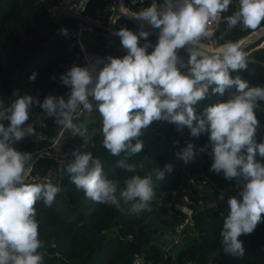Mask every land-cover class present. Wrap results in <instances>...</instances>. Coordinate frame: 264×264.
Segmentation results:
<instances>
[{"label": "clouds", "instance_id": "1", "mask_svg": "<svg viewBox=\"0 0 264 264\" xmlns=\"http://www.w3.org/2000/svg\"><path fill=\"white\" fill-rule=\"evenodd\" d=\"M232 4L233 0L154 2L134 14L159 30L150 53L149 31L121 28L116 35L127 54L92 58L86 66H72L60 76L62 85L70 89L67 99L49 95L41 102L32 95H20L18 89L9 104L0 99V264H44L45 244L40 239L36 204L42 201L50 207L63 190L50 180L26 182L33 155L13 147L36 135L33 124L25 126L34 105L58 127L79 136L84 145L99 132L111 156L123 154L116 167L133 173L123 187L107 176L104 162L90 151L74 149V159L65 171L87 199L137 216L152 211L156 183L173 171L172 164H165L143 176L135 174L144 163L129 161L144 149L143 130L154 121H167L175 124L177 131L186 126L191 137L206 134L213 160L210 170L242 183L239 198L232 196L227 201L230 212L220 231V246L234 258L244 257L239 237L253 233L264 222V163L256 160L257 153L264 158V142H255L259 127L256 110L264 101V87H250L239 75H230L248 68L247 54L238 43L225 41L214 51L208 49L217 44L214 26L222 20L228 29L240 25L253 32L264 31V0H237L236 9L224 16ZM60 32L68 34L64 28ZM141 38L146 41L143 46ZM179 50L188 52L187 61L179 56ZM36 75L32 73L29 80L34 81ZM213 85V94L223 95L233 87L236 92L197 115L195 106ZM93 112L99 115L100 127L90 130ZM176 157L185 164L193 160V144L187 143Z\"/></svg>", "mask_w": 264, "mask_h": 264}, {"label": "trees", "instance_id": "2", "mask_svg": "<svg viewBox=\"0 0 264 264\" xmlns=\"http://www.w3.org/2000/svg\"><path fill=\"white\" fill-rule=\"evenodd\" d=\"M235 1L237 0H233L227 14L233 11ZM158 2L163 3V0ZM101 7V1L88 0L86 10L89 14H94ZM121 22L123 28L136 33L140 31L126 20ZM73 24L72 19L53 12L48 0H0V99L5 104L15 99L12 93L17 89L20 95H32L41 102L49 95L67 99L70 89L62 85L60 76L74 65L82 66L80 54L66 39L55 37L53 33L56 29ZM249 32L251 31L239 28L227 30L220 25L213 40L217 41L215 46L225 41L236 42ZM157 41L158 38L150 34L147 42L156 44ZM145 42L141 38L140 46ZM209 49L215 50L213 47ZM153 50L150 47L148 52ZM242 50L247 54L248 68L233 71L230 75L233 78L239 75L250 87H264V37ZM179 54L188 55V52L179 50ZM34 72L37 74L36 78L30 81L29 77ZM212 87L215 85L210 86L207 97L195 106L197 115L208 106L226 101L236 92L233 87L226 89L223 95L213 94ZM256 115L259 127L255 142L259 144L264 142V101L260 102ZM7 123L5 122L6 125ZM27 124L50 133L53 121L40 107L34 105L25 126ZM140 138L144 142V149L129 162L143 161L144 168L138 169L135 174L143 176L155 168L163 169L165 164L173 165V171L156 183V195L151 202L152 211L137 216L87 199L83 190L77 189L70 182L65 166L57 171L53 182L63 189L54 203L50 207L45 206L42 201L36 204L40 239L45 244L42 249L44 264H133L135 253L142 254L151 264H209L210 258L211 264H264V222L258 224L253 233L239 237L245 248L244 257L234 258L222 251L220 231L230 212L227 202L220 203L216 208L206 204L197 207L193 214L194 234L182 238L174 253L163 249L164 242L155 237L146 215L161 223L166 222L165 216L173 208L168 205L171 191L182 182L183 169L196 168L202 159L200 149L204 148L203 136L191 137L186 126L182 131H177L175 124L154 121L143 130ZM185 139H196L193 145L195 157L187 164L176 157V153L185 147ZM15 144L20 152L34 151V142L28 136L14 143L13 147ZM79 149L82 152L90 151L94 158H100L104 162L105 173L110 179L116 180L119 187H123L125 179L133 175L116 167L123 154L119 157L111 156L103 147L99 133ZM68 158V163L74 159L72 152ZM256 160L264 163V158L258 153ZM213 181L228 188V199L238 197L239 191L232 189V179H225L219 173ZM213 196V187L208 186L200 193H195L193 198L208 201ZM174 235V230L169 232L170 239H174ZM213 252L218 255L211 256Z\"/></svg>", "mask_w": 264, "mask_h": 264}, {"label": "built area", "instance_id": "3", "mask_svg": "<svg viewBox=\"0 0 264 264\" xmlns=\"http://www.w3.org/2000/svg\"><path fill=\"white\" fill-rule=\"evenodd\" d=\"M48 1L51 2V9L53 12L74 21L72 26L64 28L68 30L67 35L61 34L60 29L62 28L56 29L53 35L55 37H62L66 39L71 47L77 49L80 54V63L82 66H86L92 58L98 57L97 53L88 42L92 37H97L102 40V50L106 56H109L112 53L113 37H118L116 33L123 28L121 18L116 11L114 0H99L102 2V7L94 14H89L86 10L88 0ZM154 2L162 4L158 2V0H119L118 3L122 11H129L135 14L140 10L149 7ZM236 7L237 1L234 3L233 11ZM231 13H225L224 16L230 15ZM220 25H223L227 30L236 28L243 29L240 25H237L235 28L228 29L227 24L222 20L218 25L214 26L216 30ZM118 39L120 41L119 37ZM151 45L154 48L155 44ZM120 49L125 55L127 54L126 50L122 47L121 42ZM179 56L184 61H187L188 59V55L179 54ZM182 71H186V69H182ZM52 121L53 126L50 133L43 131L41 128H37L36 135L28 137H30L34 142V151L32 152V155L36 154V159L51 156L54 161V169L45 173L31 174L30 166L25 175L26 181L38 183L50 180L53 183L57 176V171L65 167L69 161V153L66 150V142L67 139L73 137V135L71 132L58 127L53 118ZM195 140L196 139H185L183 140V144L185 147L189 142L194 145ZM202 141V145L205 148V151L201 153L202 159L212 158L209 155L211 145L209 143L208 136L206 138H202ZM14 148L18 150V145L15 144ZM182 162L185 164L183 160ZM208 186H212L214 190V196L210 198L213 199L212 207L216 208L220 203L228 201V188L215 183L209 176L205 175L201 171L195 170V168L187 167L183 169L182 182L176 189L171 191V195H178L181 198L180 201L175 203L172 208L174 214L178 218L174 227L175 235L173 239L176 245L181 242V239L186 232L194 231V211L197 207H203L210 199L205 201L202 198L194 199L193 196L195 193H200L202 189ZM231 186L233 190L240 191L242 183L234 178L232 179ZM219 193H223V197L220 200L216 198ZM133 264L151 263L145 260L142 254L135 253L133 257Z\"/></svg>", "mask_w": 264, "mask_h": 264}, {"label": "rangeland", "instance_id": "4", "mask_svg": "<svg viewBox=\"0 0 264 264\" xmlns=\"http://www.w3.org/2000/svg\"><path fill=\"white\" fill-rule=\"evenodd\" d=\"M253 32V31H251ZM251 32H249L247 35L242 36L239 40H237L235 43L241 42L243 41ZM205 44H209L210 42H206L204 41ZM218 46V45H217ZM217 46H213V48L215 49V47ZM211 50V49H209ZM98 115V113H96ZM99 116V115H98ZM97 124V123H96ZM99 133V132H97ZM203 138H206L207 135L206 134H202ZM213 163L212 158L210 159H201V161L199 162L198 166L195 168V170L201 171L202 173H204L205 175L209 176L212 180L215 179L217 173L211 171V164ZM54 169V168H53ZM41 171V166L40 164L37 165L35 168L33 166L32 170H31V174H38ZM180 197L178 195H171V198L168 201V205H173L175 203H177L178 201H180ZM146 220L148 222H150L151 227L153 228L154 232H155V237L159 238V240L163 241V249H166L172 253L176 252L177 250V245L174 243L173 239L169 238V232L174 230V227L178 221L177 216L174 214L173 210L170 211L166 216H165V223H161L157 220H154L153 218H151L150 216L146 215ZM194 234V231H190V232H186L182 238H184L187 235H191ZM167 237V239L165 238Z\"/></svg>", "mask_w": 264, "mask_h": 264}, {"label": "crops", "instance_id": "5", "mask_svg": "<svg viewBox=\"0 0 264 264\" xmlns=\"http://www.w3.org/2000/svg\"><path fill=\"white\" fill-rule=\"evenodd\" d=\"M88 42H89V45L97 53L98 58H106L107 57L105 55V53H103L102 40L100 38L92 37L89 39ZM110 55L114 56V57H123L125 55L120 49V41H119L117 36L113 37L112 53ZM91 119H92V123L89 125L90 130L92 128L98 129L100 127V118L96 114V112H93ZM96 134H98V133H96ZM83 145H84L83 141L79 136H73V137L67 139L66 150L68 153H71V152H73L74 149H77ZM39 164L41 166L40 173H45L49 170H53V168H54V161H53L51 156L36 159L31 165V170H32L33 166L35 168Z\"/></svg>", "mask_w": 264, "mask_h": 264}, {"label": "water", "instance_id": "6", "mask_svg": "<svg viewBox=\"0 0 264 264\" xmlns=\"http://www.w3.org/2000/svg\"><path fill=\"white\" fill-rule=\"evenodd\" d=\"M115 1V5H116V11L119 14L121 20H126L132 24H134L136 27H138L140 30L143 29L145 31H149L153 36L158 38V34H159V30L158 29H153L151 28L146 22L138 20L135 18L134 13L129 12V11H122L119 7V0H114ZM262 28H264V25H262ZM264 37V31L262 30H257L256 32H251L243 41L238 42V44L240 45V47L243 49L245 47H247L250 44H254L256 41H258L259 39ZM208 51H213V50H209ZM37 158L36 154H33V161ZM32 161V162H33ZM223 197V193H219L216 198L217 199H221ZM213 204V199H210L207 202V206H212Z\"/></svg>", "mask_w": 264, "mask_h": 264}, {"label": "bare ground", "instance_id": "7", "mask_svg": "<svg viewBox=\"0 0 264 264\" xmlns=\"http://www.w3.org/2000/svg\"><path fill=\"white\" fill-rule=\"evenodd\" d=\"M214 51V50H213Z\"/></svg>", "mask_w": 264, "mask_h": 264}]
</instances>
